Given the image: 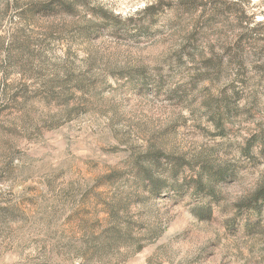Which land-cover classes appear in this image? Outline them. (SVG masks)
<instances>
[{"label":"rangeland","instance_id":"374dc122","mask_svg":"<svg viewBox=\"0 0 264 264\" xmlns=\"http://www.w3.org/2000/svg\"><path fill=\"white\" fill-rule=\"evenodd\" d=\"M0 264H264V0H0Z\"/></svg>","mask_w":264,"mask_h":264}]
</instances>
